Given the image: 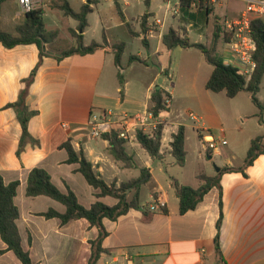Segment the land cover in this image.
I'll return each mask as SVG.
<instances>
[{"label":"crops","instance_id":"crops-1","mask_svg":"<svg viewBox=\"0 0 264 264\" xmlns=\"http://www.w3.org/2000/svg\"><path fill=\"white\" fill-rule=\"evenodd\" d=\"M66 1L76 12H80L85 4H90V0ZM103 1L106 4L101 0L90 4L93 12L88 15L83 41L85 45L93 42L103 44L105 36L109 46L93 54L58 59L63 52L76 46L72 31L78 32L79 26L77 20L66 16L59 8L63 0L41 1L39 9L43 12L46 29L58 32L57 39L45 45L42 60L41 50L35 44L12 49L0 44V175L7 185L16 181L20 183L15 204L20 211L17 225L24 249L30 252L35 264H89L91 242L99 237L98 228L91 226L86 219L62 225L59 218L43 216L51 209L65 213L66 207L47 196H27L28 178L36 168L46 170L62 192L71 189L87 208L96 201L109 206L118 204L116 198L98 197L100 190L89 185L78 171L79 164L67 162L69 155L63 145L70 143L77 153H84L95 172L107 184L116 183L119 187L122 183L139 179L145 170L147 184L152 190L153 201L148 208H144L140 201L142 208L130 209L116 221L104 219L109 234L103 241V248L109 253H103L98 264H264V154L246 169L247 175L227 172L221 176L223 221L220 253L215 242L221 215L220 188L213 187L194 210L181 214L180 200L172 186V180L176 179L184 186L198 189L203 185L200 175L216 177L225 167H243L251 142L258 137L264 138V122L260 121V110L253 103L250 93L243 91L230 98L225 91H209L206 85L214 66L206 60L202 51L182 47L169 50L163 43L164 35L174 29L183 38H189L191 43L210 47L216 25L222 27L225 19L238 16L245 4L240 0L227 5L222 0H204L203 6L193 4L188 11H183L181 0H163L158 6L155 0H150V5H146L147 11L136 21L133 18V24L129 22L127 9L137 2L144 1L146 4V0ZM118 6L125 20L119 16ZM223 7L225 12L220 14L219 8ZM106 8L111 9L114 15L117 13V21L109 18ZM146 13H150L149 31L144 35L141 21ZM94 15L97 16L95 25L101 34L98 36L95 33V38L88 39ZM25 16L18 0H6L2 3L1 28L18 35L17 28L25 21ZM128 24L135 36L131 35ZM112 26H125L132 41L120 42L111 37L108 32ZM62 34L65 38L72 37L71 47H58L51 52L49 49L59 45ZM145 37L148 47L143 43ZM119 43H125L121 67L116 65L112 50V46ZM129 45H137V52L127 54ZM217 53L228 65L222 35ZM131 56L140 57L147 65L130 62ZM39 64L26 98L29 111H37L28 123L33 140H27L19 151L23 129L17 110L8 105L18 101L26 87L25 80ZM119 73L124 76L123 94ZM252 74L245 77L250 79ZM157 90L171 95L169 111L159 114L164 127L161 156L153 159L136 135H132L125 147L135 166L128 168L112 155L107 139L92 137L88 121L92 115L108 111L116 115H144L152 110V97ZM263 91L264 76L258 93L261 102H264ZM180 99L191 107L186 110L176 107ZM186 112L195 116V119L190 116L194 121L191 126L183 118ZM64 124L68 127H63ZM181 126L186 131L187 151L186 165L182 168L189 163L188 131L192 128L202 146L199 156L202 155L201 150L207 154L210 151L209 160H216L221 170L197 169L190 178L173 173L164 187L156 175V160L172 170L179 166L171 153V143ZM205 136H212L218 142L224 140L227 144H219L215 150L208 149ZM163 170V167L159 168V171ZM131 171L138 172V175L124 180L123 175ZM136 195L140 200L139 190L133 189L128 193V200ZM157 201L166 203V213L164 210L150 211V205ZM6 248L0 237V264H19L15 254L6 251Z\"/></svg>","mask_w":264,"mask_h":264},{"label":"trees","instance_id":"trees-1","mask_svg":"<svg viewBox=\"0 0 264 264\" xmlns=\"http://www.w3.org/2000/svg\"><path fill=\"white\" fill-rule=\"evenodd\" d=\"M6 0H0V44L8 49H12L19 45H31L35 44L41 50V60L45 56L44 47L46 44H52L58 37V32L48 31L43 19V12L38 9L26 13L25 21L18 26V35H13L4 31L1 28V10L2 3ZM94 3V0H90V4ZM204 0H181V8L183 11H188L193 4H199L203 6ZM90 4H85L80 12H76L70 4L63 0V3L59 8L65 13L66 16L71 17L79 22L78 32L72 31L73 37L76 39V46L62 53L58 58L72 55H87L93 54L96 51L109 46L106 37L104 36V43L100 44L93 42L90 45H85L83 41V33L88 27V15L93 12ZM146 5H150V0H146ZM208 12L210 10L208 9ZM119 16L125 20V17L118 6ZM150 13H146L142 17L141 27L142 32L146 35L149 31L148 20ZM128 29L131 35L135 36V33L131 30L128 24ZM252 34L257 44V51L254 54V61L256 62V68L251 75L250 79H247L244 75L240 74L238 69L224 64L222 58L217 53V46L221 36V27L217 24L213 35V40L210 47H207L201 43H191L189 38L182 37L180 33L174 29L164 35L163 43L165 46L172 50L176 47L182 48H197L202 51L206 60L214 66V72L210 77L206 88L209 91L220 93L226 92L230 98L236 97L239 93L246 91L250 93L253 103L260 110V121L264 122V102H261L258 98V93L261 89V82L264 76V18L255 19L252 22ZM143 43L148 47V41L146 37ZM125 49V43H119L112 46V50L115 52L116 65L121 67V59ZM140 62L146 64L145 60H142L138 56H131L130 62ZM40 64L33 70L30 77L25 80L26 87L21 92L17 102L9 104L8 107L15 108L18 112V117L22 125L23 134L20 142L19 151H21L27 140H33L29 130L28 123L32 116L37 114V111H29L26 105V98L29 93V87L33 83ZM119 81L122 87L121 93L123 94L124 88V76L119 73ZM167 99L171 100V95L161 90L155 91L152 97L153 108L152 111L156 116L160 113L169 111V105H167ZM163 124L159 125L155 135H150L138 130L136 137L141 146L148 152L153 158H160L162 138H163ZM104 138L110 142L111 153L116 160L121 161L128 168L135 166V162L132 156L126 151V140L119 137L117 131H112L104 135ZM186 131L185 127L181 126L176 134L173 135V141L171 143L172 155L176 159L179 166L184 167L187 160V151L185 149ZM263 137H258L251 142L250 149L248 151L245 164L240 168L225 167L216 177H209L207 175H200L199 179L203 181V185L194 189L189 186H184L179 183L178 180H172V186L175 189L176 195L180 200V213L186 214L187 212L194 210L197 205L203 200L205 195L215 186L220 188L221 199L220 208L221 215L217 223L218 233L215 239L217 245V251L220 253V229L223 221V202H222V188L220 179L223 173L227 172H242L246 174V169L253 165L255 160L264 154ZM68 152L69 164H79L78 171L85 177L89 185L100 190L98 197L110 196L118 200V204L115 206H109L101 201H96L89 208L83 206L77 197V195L68 189L66 193L62 192L53 182L49 173L44 169L36 168L31 171L28 178L27 196H47L50 197L66 207L65 213H59L56 210H49L44 213L46 218H59L62 225H66L72 220L86 219L91 226L97 227L99 230V237L91 242L92 254L89 260V264H98L101 255L103 253H109L108 250L103 248V241L108 236V231L104 226V219L116 221L119 217L127 214L130 209L142 208L139 200V195H136L132 200H128V193L133 189L139 190L140 184L147 182V173L142 171V175L139 179L132 180L130 182L122 183L119 187L116 183L111 185L107 184L101 175L97 174L94 170L93 164L89 162L84 153L81 151L77 153L70 143L63 145ZM211 155V152L208 151ZM19 182H12L5 184L3 177L0 175V237L6 244V251H12L15 256L20 260L22 264H35L31 258L29 251L25 250L22 244L21 234L17 225V220L20 217V211L15 204V197L17 195V189ZM166 213V209H163Z\"/></svg>","mask_w":264,"mask_h":264},{"label":"built area","instance_id":"built-area-1","mask_svg":"<svg viewBox=\"0 0 264 264\" xmlns=\"http://www.w3.org/2000/svg\"><path fill=\"white\" fill-rule=\"evenodd\" d=\"M42 0H18L24 13L38 10ZM215 1V0H213ZM245 4L244 10L236 17L225 19L222 22V42L228 55V65L238 69L242 75H249L254 72L256 62L254 54L257 51V44L252 34V22L258 18H264V0H240ZM160 22V21H158ZM167 105L170 100L167 99ZM190 116L195 119L191 113ZM162 122L159 115L156 116L152 110L144 115L132 116L126 113L116 115L111 111L100 115H92L88 121V127L92 137L102 138L105 134L117 131L119 137L130 141L132 135L138 130L153 137ZM67 128L68 125L64 124ZM208 149L215 150L219 144L226 145V141H216L212 136L204 137ZM166 208V203L157 201L150 205V211L157 212Z\"/></svg>","mask_w":264,"mask_h":264},{"label":"rangeland","instance_id":"rangeland-1","mask_svg":"<svg viewBox=\"0 0 264 264\" xmlns=\"http://www.w3.org/2000/svg\"><path fill=\"white\" fill-rule=\"evenodd\" d=\"M222 1H224V5H227L228 3L234 2V0H222ZM101 2L103 4H106V2L103 0H101ZM161 3H163V0H155L156 6H158ZM235 3H242V2H235ZM225 9H226L225 7L221 8V9L219 8V13L223 14L225 12ZM46 10H49V9H46ZM146 11H147V7H146L145 2L144 1L140 2V3L137 2L135 6L127 9V16L130 19L129 22L134 24V21H132V19L135 18L134 20L136 21L139 18V16L141 14H144ZM107 12L109 14L110 19L117 21L118 15L116 12L114 15V12H112L111 9L106 8V13ZM96 17L97 16L94 15L91 18L92 29L89 31L88 39L95 38L96 34L98 36H100V34H101L100 29L97 28L95 25V18ZM69 21H71V18H69ZM65 24H66L65 27H67L68 23L66 22ZM108 33L111 37L117 38V40L120 42H131L132 41V37L129 34V32L125 26H121V27L112 26V27H110V30ZM66 35H68V34H66ZM71 41H72L71 36H68V38H65V35L62 34L59 36V42H58L59 45L58 46H52L49 50L52 52V51L58 50V47L63 48V49L70 48L71 47ZM136 50H137V45H133V46L129 45L128 50H127V54H129L130 52L135 53V52H137ZM262 96H264V91L262 93ZM176 107L182 108V110H186V108L191 107V105L186 103L183 99H180V101L176 104ZM183 118L185 119L186 124H189L190 126L193 125L194 121L190 118L188 112L184 113ZM228 140H229V137H228ZM188 147H189V151H190V157H189L188 166L186 168H182L180 166H175L174 170H172L169 168V166L167 164L162 165L161 163H159V161L156 160V165H155L156 175L158 176L159 180L161 181V183L164 187H166L168 185V181L170 180V176L173 173L174 174L179 173V174H182L181 176L184 175L185 177L190 178V177H192V172L197 170V169L202 170L204 168H208L211 172H213L214 170H217L218 164H217L216 160H209V155L206 153V151L201 150L202 155H201V157L199 156V151L202 148V146L199 142V138H198L196 131H194L192 128H189V131H188ZM139 162H141V161L139 160ZM160 167H163V169H164L162 172L159 171ZM137 175H138V172L131 171L127 175L124 174L123 178H124V180H128L130 178L129 176L136 177ZM139 194H140V201H141L142 206L144 208H148L149 203H151L153 201L151 186L149 184H147V182L141 183L140 187H139ZM17 261L19 264H21L18 259H17Z\"/></svg>","mask_w":264,"mask_h":264},{"label":"water","instance_id":"water-1","mask_svg":"<svg viewBox=\"0 0 264 264\" xmlns=\"http://www.w3.org/2000/svg\"><path fill=\"white\" fill-rule=\"evenodd\" d=\"M161 83H162V79L159 80V84H161ZM158 89H159V86H158ZM209 158H211V157H209ZM220 170H221V169L218 167V168H217V171L220 172Z\"/></svg>","mask_w":264,"mask_h":264}]
</instances>
